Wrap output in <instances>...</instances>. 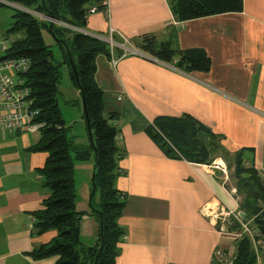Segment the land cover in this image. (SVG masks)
I'll list each match as a JSON object with an SVG mask.
<instances>
[{
    "label": "crops",
    "instance_id": "0c3cea01",
    "mask_svg": "<svg viewBox=\"0 0 264 264\" xmlns=\"http://www.w3.org/2000/svg\"><path fill=\"white\" fill-rule=\"evenodd\" d=\"M172 1L106 0L105 9L89 14L84 30L107 35L112 28L134 46L149 35L178 50L203 49L211 59L209 71L189 73L155 58L122 56L120 49L95 59L104 113L117 115L120 131L122 173L115 184L126 195L119 218L126 239L119 243L116 264H214L218 250L236 254L239 226L224 213L241 208L221 178H228L227 162L217 157L208 165L168 156L146 131L156 116L197 117L230 155L252 148L245 158L264 180V0H243L240 11L185 21L173 13ZM11 18L7 14L4 24ZM72 94L70 100L82 108L79 90ZM79 114L80 135L73 136L87 145L83 108ZM39 138L38 131L0 130V264H56V256L29 255L57 235L55 229L33 234V213L51 194L38 171L46 154L31 150ZM76 161L75 204L85 213L80 236L93 245L100 230L90 205L94 158ZM221 211L225 229L217 219Z\"/></svg>",
    "mask_w": 264,
    "mask_h": 264
},
{
    "label": "trees",
    "instance_id": "16d2710c",
    "mask_svg": "<svg viewBox=\"0 0 264 264\" xmlns=\"http://www.w3.org/2000/svg\"><path fill=\"white\" fill-rule=\"evenodd\" d=\"M6 1L22 8L14 10L7 31V36H20L6 47L0 60L27 58L30 62L28 70L21 72L20 76L24 85L31 89L34 106L39 109L35 120L43 123L39 130L40 138L31 150L46 154L45 164L38 171L51 192L42 208L33 213V234L57 230L55 237L35 247L29 255L35 259L56 256V264H95L102 243L97 264H116L119 243L125 235L119 218L126 203V195L115 184L122 173L118 165L122 154L117 145L120 131L114 122L117 115L107 116L104 113L103 91L95 79L96 57L99 54L111 55V49L106 42L84 31L90 7L96 5L99 10L105 9L106 0ZM5 5L9 4L0 2V6ZM242 8L243 0L172 1L173 13L182 21L240 11ZM43 32L55 40L60 54L58 59L53 46L45 42ZM135 45L150 57L172 63L187 73L209 71L211 67L210 57L200 48L178 50L171 41L157 42L149 35L141 37ZM64 67L68 69L73 86L79 90L81 101L84 97L93 144L90 137L87 145L77 143L75 136L69 133L70 127L66 126L59 105ZM146 131L170 157L208 165L215 158L222 157L234 170V177L246 195L240 208L244 218L253 219L255 232L253 238L248 235L239 237L232 264H258L257 253H262L264 257V180L253 160L245 158V152L254 150L244 148L230 155L211 128L188 113L156 116ZM207 138L214 144L208 143ZM91 157L94 158L92 189L95 186L91 212L99 226L102 221L103 230H99L95 244L86 245L79 228L85 213L78 211L75 204L74 160ZM214 264L220 263L216 261Z\"/></svg>",
    "mask_w": 264,
    "mask_h": 264
},
{
    "label": "built area",
    "instance_id": "2783aa9c",
    "mask_svg": "<svg viewBox=\"0 0 264 264\" xmlns=\"http://www.w3.org/2000/svg\"><path fill=\"white\" fill-rule=\"evenodd\" d=\"M7 4L14 5L6 2ZM106 5V1L104 2ZM99 9L93 5L89 9V14L97 12ZM52 22L61 23L55 19H50ZM93 35V34H92ZM100 40L106 42L111 52L115 49L122 51V56L134 55L144 58H150L147 53L139 50L132 45L129 40L123 35L110 29L107 35H94ZM5 51L6 46H4ZM152 58V57H151ZM116 62L115 59H113ZM30 66L27 58H6L0 60V130L4 132H36L41 129L43 123L36 121L35 118L39 115V109L34 106V98L31 89L24 85V80L20 73L26 72ZM215 167L225 172V168L221 164L216 163ZM222 211L219 212L218 218L220 221ZM225 217H232L235 224L239 226V235L242 233L248 234L253 238V234L248 228L247 223L240 211L230 210L224 213ZM223 223V221H222ZM225 229L224 223L220 227ZM126 239V236H123ZM216 259L220 264H232L234 256L227 255L225 252L218 250L216 252Z\"/></svg>",
    "mask_w": 264,
    "mask_h": 264
},
{
    "label": "rangeland",
    "instance_id": "374dc122",
    "mask_svg": "<svg viewBox=\"0 0 264 264\" xmlns=\"http://www.w3.org/2000/svg\"><path fill=\"white\" fill-rule=\"evenodd\" d=\"M0 2L7 4L6 0H0ZM15 9H22V8L18 4H14V5L9 4V5H5V6H0V22L2 21V24H0V57L5 54V51H3L2 48L4 46H10L11 43L17 37L20 36L19 34L7 36V31L9 30V28L11 26L12 18L9 22H7L5 24L3 22V20L7 16V14L10 13L11 16L13 15ZM43 35H44L45 42L48 45L53 46L55 58L58 59L60 57V54L58 52L57 45L55 44V40L50 35H48L46 32H43ZM62 69H63V79H62L61 84H60L61 95L59 96V105H60L64 120H65L66 126L71 127L70 132H69L70 135H78L79 136L80 135V127H79V122L76 121V119H77V117H80L79 112H82V108H81L80 104L79 105L75 104L76 103L75 101L70 100V98H73L72 93H73V90L75 87L73 86V84L70 80V77L68 75V69L66 67H64ZM77 105L79 107H77ZM38 134H39V131H38ZM74 162H80V161L74 160ZM224 166H226V168H227L226 171L228 173V178L224 174L221 176V178L226 183L228 188L233 190L235 196L238 199L239 204H243V201H244L246 195L244 194L242 185H240V183L234 177V170H231L230 166H228L227 164H224ZM217 170H219V169H217ZM81 171H82V169H79V170L77 169L76 178L78 179V181L81 180L82 175H83V173ZM238 211L243 212L240 209L235 210V212H238ZM242 214H243V218H244V213H242ZM228 219H230V223L232 222L235 226L237 225V224H235L234 219H232V217H228ZM244 220H245V223H247L248 228L250 229V231L254 235L255 226L253 225V219L244 218ZM242 235H248V234L241 232L240 237ZM233 256L235 257V255H233ZM257 258H258V264H264V257H263L262 253H260V252L257 253Z\"/></svg>",
    "mask_w": 264,
    "mask_h": 264
},
{
    "label": "water",
    "instance_id": "95a60500",
    "mask_svg": "<svg viewBox=\"0 0 264 264\" xmlns=\"http://www.w3.org/2000/svg\"><path fill=\"white\" fill-rule=\"evenodd\" d=\"M52 36H53V35H52ZM70 62H71V64H72L73 69H74L75 72H76V67H75L74 62H73V60H72L71 57H70ZM82 101H83L84 116H85V120H86V123H87V128H88L89 137H90L91 143L93 144V138H92V135H91V129H90V126H89V119H88V115H87V112H86V105H85L84 97H82ZM207 142L210 143V144H214V142H213L211 139H209V138H207ZM93 178H94V173H93V175H92V180H93ZM94 190H95V186H93V189H92V192H91V198H92V195H93V193H94ZM90 205H91V203H90ZM242 215H243V214H242ZM231 221H232V220H231ZM218 223H219L220 225L223 224L220 220L218 221ZM229 229H230V228H229ZM102 230H103V225H102V221H101V223H100V231L102 232ZM101 249H102V243H101V246H100L99 251H98V253H97L95 264H97V259H98V256H99V253H100Z\"/></svg>",
    "mask_w": 264,
    "mask_h": 264
}]
</instances>
